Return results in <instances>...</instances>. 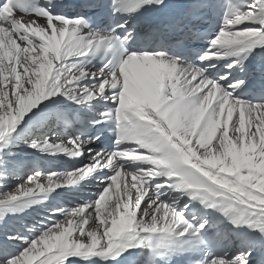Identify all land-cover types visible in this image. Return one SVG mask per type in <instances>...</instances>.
I'll list each match as a JSON object with an SVG mask.
<instances>
[{
	"label": "snow or ice",
	"instance_id": "1",
	"mask_svg": "<svg viewBox=\"0 0 264 264\" xmlns=\"http://www.w3.org/2000/svg\"><path fill=\"white\" fill-rule=\"evenodd\" d=\"M257 49L264 0H0V186L25 167L5 152L22 122L48 129L28 149L78 164L0 192V223L57 189H96L5 233L0 264H264V70L244 63ZM58 96L103 111L52 131Z\"/></svg>",
	"mask_w": 264,
	"mask_h": 264
},
{
	"label": "bare ground",
	"instance_id": "2",
	"mask_svg": "<svg viewBox=\"0 0 264 264\" xmlns=\"http://www.w3.org/2000/svg\"><path fill=\"white\" fill-rule=\"evenodd\" d=\"M56 99L62 101V103L59 105H53V110H50L47 123L52 125V131H56L58 127L63 126L66 116L71 117L76 114L87 113L70 101L63 100V97L58 96ZM93 103L95 104V102ZM102 108L103 107H97L94 108L93 111L99 112ZM27 119L26 116L25 120ZM45 131H48L46 127L40 126L35 122H32L27 126L22 122L18 127L17 134H14V138L9 143L8 148L5 149V152L16 160L23 162L25 167L18 169V174L21 178L19 180H7L6 186H0V192L10 191L15 184L22 183L26 175L31 174L32 171L40 170L44 173L55 172L57 174H64L70 172L74 167H78L76 161L70 160L65 156H41L25 146L24 141L27 137ZM92 147L94 146L92 145ZM94 148L99 150L96 147ZM0 173L7 176V172L2 167H0ZM95 191V187L84 186L73 190L57 189L56 192H53L43 204L34 205L18 214L5 215L3 223H0V243L3 242L5 233L27 235V232L25 231L27 227L31 226L36 228L43 226L49 222L50 213L52 211L59 207H74L78 202L84 199L94 198L93 194ZM57 193L61 194L57 195ZM18 247V243H4V248L9 252H15Z\"/></svg>",
	"mask_w": 264,
	"mask_h": 264
}]
</instances>
